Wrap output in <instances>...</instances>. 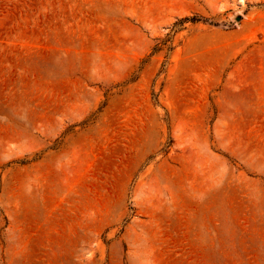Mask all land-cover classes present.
I'll return each mask as SVG.
<instances>
[{
  "label": "rangeland",
  "instance_id": "1",
  "mask_svg": "<svg viewBox=\"0 0 264 264\" xmlns=\"http://www.w3.org/2000/svg\"><path fill=\"white\" fill-rule=\"evenodd\" d=\"M0 264H264V0H0Z\"/></svg>",
  "mask_w": 264,
  "mask_h": 264
}]
</instances>
